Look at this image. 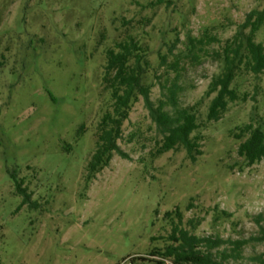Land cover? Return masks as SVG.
<instances>
[{
	"label": "rangeland",
	"instance_id": "obj_1",
	"mask_svg": "<svg viewBox=\"0 0 264 264\" xmlns=\"http://www.w3.org/2000/svg\"><path fill=\"white\" fill-rule=\"evenodd\" d=\"M153 1L0 0V48L7 57L0 68V264H153L141 257L158 259L149 254L164 243L153 238L172 232L165 214L177 206L184 228L193 219L199 221L194 234L222 240L212 250L216 260L260 264L264 159L240 171L230 134L251 122L264 128V72L235 79L249 98L210 123L196 161L183 149L149 160L162 135L138 95L117 141L129 158L114 153L87 180L110 99L102 85L104 52L122 39L123 20L145 21L135 31L150 48L144 81L152 85L154 105L175 78L167 65L185 53L188 37L208 33L199 59L180 58L178 77L179 105L199 103L204 120L214 96L206 93L220 69L207 55L219 42L209 39L233 37L251 10L264 8V0H165L149 7ZM256 40L264 45V27ZM173 44L168 64L157 68L159 53Z\"/></svg>",
	"mask_w": 264,
	"mask_h": 264
},
{
	"label": "trees",
	"instance_id": "obj_2",
	"mask_svg": "<svg viewBox=\"0 0 264 264\" xmlns=\"http://www.w3.org/2000/svg\"><path fill=\"white\" fill-rule=\"evenodd\" d=\"M165 0L150 2L149 7L158 6ZM134 20V19H133ZM123 20L126 27L120 35L122 39L115 40L113 45L105 50V64L102 73V85L105 92L110 95L109 102L103 110L101 119L95 132V149L87 165V180L95 179L97 173L110 164L114 153L123 158H129L122 151L118 140L122 135V125L129 117L133 102L138 95L143 96L151 118L161 133V140L157 141L149 150V160L152 162L169 151L183 149L188 159L196 161L203 154L202 146L210 123L220 121L229 108L238 103H245L249 98L246 89H239L234 83L239 76L257 77L264 72V45L256 40L257 34L264 27V8L251 10L245 18L241 30L233 37L220 40L218 48L208 52L218 60L220 69L209 84L207 96L214 94L207 108L204 120L199 116V103L190 107L180 106L178 103V77L181 57L199 59V52L204 54L206 37H188L183 55L176 57L171 64L167 63V55L172 54L176 44L168 48L167 54L159 53L160 62L157 68L167 66L174 70L175 78L166 85L167 94L160 98L157 105L150 100L151 84L145 83V77L150 71V48L142 44L141 38L135 30L142 27V19ZM150 21V19L146 20ZM129 26V27H128ZM178 41V40H176ZM202 54V55H203ZM7 57L0 48V68L5 64ZM155 79L161 81V76L154 73ZM170 106L171 108H167ZM238 143L237 155L241 162H235L240 171L252 166L264 159V128L254 123H246L238 128V131L230 134ZM129 141H133L131 138ZM233 168V166H229ZM191 205V204H190ZM192 206H186L190 209ZM165 219L171 222L172 232L167 236L154 237L153 240L161 241L163 246H156L150 252V256L158 258L149 260L153 264H164L170 260L173 264H228L225 257L216 260L212 250L222 243L219 238L197 236L193 233L199 221L190 219L188 228L183 227L182 210L179 206L166 212ZM201 223V219H200ZM260 241H264V228L261 230ZM163 240V241H162ZM246 240L237 243L235 247L239 254L242 244ZM260 264H264V255L257 258Z\"/></svg>",
	"mask_w": 264,
	"mask_h": 264
}]
</instances>
